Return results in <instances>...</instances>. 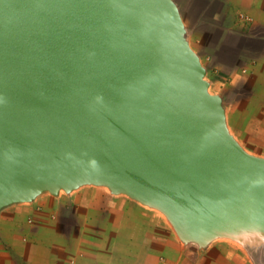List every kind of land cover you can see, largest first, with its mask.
I'll return each instance as SVG.
<instances>
[{
  "label": "water",
  "instance_id": "water-1",
  "mask_svg": "<svg viewBox=\"0 0 264 264\" xmlns=\"http://www.w3.org/2000/svg\"><path fill=\"white\" fill-rule=\"evenodd\" d=\"M203 76L173 0H0V209L93 184L185 241L264 240V158Z\"/></svg>",
  "mask_w": 264,
  "mask_h": 264
},
{
  "label": "crops",
  "instance_id": "crops-1",
  "mask_svg": "<svg viewBox=\"0 0 264 264\" xmlns=\"http://www.w3.org/2000/svg\"><path fill=\"white\" fill-rule=\"evenodd\" d=\"M173 1L193 50L223 76L229 132L264 150V0ZM193 243L110 190L45 191L0 209V264H263L236 239Z\"/></svg>",
  "mask_w": 264,
  "mask_h": 264
},
{
  "label": "rangeland",
  "instance_id": "rangeland-1",
  "mask_svg": "<svg viewBox=\"0 0 264 264\" xmlns=\"http://www.w3.org/2000/svg\"><path fill=\"white\" fill-rule=\"evenodd\" d=\"M180 16H181V20H182L181 12H180ZM182 23H183V27H184L185 24H184L183 20H182ZM184 36H185V39L188 42L189 46L193 50L192 36H191V32H190L189 28L186 29L184 27ZM195 53L199 56V61H200L201 65H202V67L204 69L203 80L207 84L208 92L210 94H212V95L218 96L220 98V100H221V104H222L223 109H225V107H224V97H223L224 85L225 84H224L223 76H221V75L219 76L218 75V71H216L215 69L210 68V66L212 64L211 62H208L207 60L202 59L200 57V53H197V52H195ZM234 139H235V137H234ZM235 140L237 141V139H235ZM237 142H238V144L242 147V149L246 153H248L250 155H253V156L264 158V150L258 149L256 147H252V146L245 147V146L241 145V143L239 141H237ZM91 189H103L105 191L109 190L107 187H104V186H96V185H93V184H86V185H82V186L74 189V191H83V190L87 191V190H91ZM46 193H50V192L46 191ZM60 193L64 194L65 191L64 190H60ZM112 195L113 196H117V197L120 198V206L121 207L124 205L125 201H134L137 204L144 205V204H142V203H140V202L128 197L125 194L112 193ZM107 201L108 200L105 198L104 199V206L107 205V203H106ZM144 206H147V205H144ZM147 207H149V206H147ZM151 209H153V211L157 212L160 215V217H162V219L167 223V227L172 231V233L175 234V236L181 238L177 234L175 229L173 228V226L170 223V221L168 220V218L161 211H159L158 209L152 208V207H151ZM240 242H241L242 246L247 250L248 254H250V255H258V254L262 255L263 256V264H264V240L263 239L241 240ZM190 243H192V242H190Z\"/></svg>",
  "mask_w": 264,
  "mask_h": 264
},
{
  "label": "built area",
  "instance_id": "built-area-1",
  "mask_svg": "<svg viewBox=\"0 0 264 264\" xmlns=\"http://www.w3.org/2000/svg\"><path fill=\"white\" fill-rule=\"evenodd\" d=\"M246 20H247V22L249 21V19L248 18H245Z\"/></svg>",
  "mask_w": 264,
  "mask_h": 264
}]
</instances>
